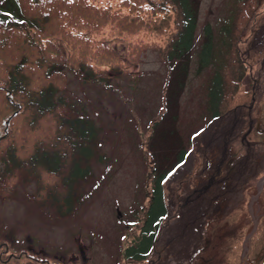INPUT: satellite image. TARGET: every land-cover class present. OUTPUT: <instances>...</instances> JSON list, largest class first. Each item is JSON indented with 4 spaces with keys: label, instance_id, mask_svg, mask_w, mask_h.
I'll return each mask as SVG.
<instances>
[{
    "label": "rangeland",
    "instance_id": "obj_1",
    "mask_svg": "<svg viewBox=\"0 0 264 264\" xmlns=\"http://www.w3.org/2000/svg\"><path fill=\"white\" fill-rule=\"evenodd\" d=\"M221 1L203 0L201 18L212 11L217 15ZM173 18L160 15L148 30L140 29L141 42L101 43V59L114 49L129 66L125 78L110 82V92L92 85L82 88L74 73L65 71L70 97L87 101L102 128L96 155L89 163L91 174L74 186L70 213H64L62 206L67 172L57 175L37 166L16 170L4 166L1 154L10 148L7 152H14L17 162L24 164L38 146L43 153L49 152L47 130L53 128L54 120L13 119L18 109L0 99V264H201L199 249L209 238L206 224L222 219L229 202L236 207L244 199L245 208L250 209L256 195L242 197L243 188L255 184L258 192L264 179V153L259 154L261 149L248 130L260 128L257 114L264 100V58L251 68L253 101L241 108L246 118L241 127H236L234 113L209 121L205 75H191L187 87L176 99L172 97L175 101L161 114V85L168 72L160 51L175 29ZM50 24L58 26L56 19L46 27ZM152 37L158 41H150ZM254 38L259 47L264 46V17ZM29 42L24 34L14 32L2 38L1 47L16 62L30 54ZM49 47L61 60L70 56L60 39L51 40ZM131 53L136 62L128 61ZM7 65L0 62V80L6 79ZM183 150L188 152L184 163L173 166ZM169 169L172 173L163 184L168 213L149 260L128 261L124 251L144 221L154 185L151 174ZM218 179L220 183L215 182ZM252 222L251 232L243 239L242 262L256 219Z\"/></svg>",
    "mask_w": 264,
    "mask_h": 264
},
{
    "label": "trees",
    "instance_id": "obj_2",
    "mask_svg": "<svg viewBox=\"0 0 264 264\" xmlns=\"http://www.w3.org/2000/svg\"><path fill=\"white\" fill-rule=\"evenodd\" d=\"M202 4L203 0H0V62L8 63L6 79L0 80V99L18 109L14 110L13 119L32 118L36 123L47 118L54 120L53 128L47 130L52 144L49 152L43 153L38 146L20 164L15 153H8L10 148H5L1 151L4 166H14L16 170L37 166L57 175L67 172L63 178L66 193L62 206L66 209L64 213H70L74 186L91 174L89 163L96 155L102 128L87 101L70 97L65 89V71H72L82 88L92 85L110 92V82L125 78L124 70L129 66L114 49L105 60L101 59V43L117 39L141 42L144 35L137 36L138 31L148 30L160 15L174 16L175 26L167 35L166 47L160 51L168 72L161 85V114L187 87L191 75L206 77V110L210 122L250 104L251 68L264 58V46L259 47L254 38L264 17V0H222L219 13H210L212 19L210 15L201 18ZM50 18L56 19L58 26L46 27ZM14 32L24 34L31 51L16 62L1 47L2 38ZM59 39L71 51L66 60L59 59L57 52L49 47L51 40ZM154 39L150 41H158ZM128 61L136 62L134 54L128 55ZM138 77V74L132 76L133 87ZM257 119L260 128L253 127L250 136L261 154L264 153V100L259 105ZM187 154L186 150L180 151L173 166L182 164ZM172 169L155 170L151 174L154 185L144 221L139 234L124 251L128 261L149 260L168 213L163 184ZM256 194L255 184L243 188L244 198ZM246 201L241 199L236 207L229 202L222 219L206 224L209 238L199 249L201 264H264V186L252 204V215L245 208ZM254 219L257 227L246 242L248 251L242 262L243 239L251 232Z\"/></svg>",
    "mask_w": 264,
    "mask_h": 264
},
{
    "label": "flooded vegetation",
    "instance_id": "obj_3",
    "mask_svg": "<svg viewBox=\"0 0 264 264\" xmlns=\"http://www.w3.org/2000/svg\"><path fill=\"white\" fill-rule=\"evenodd\" d=\"M238 111V112H237ZM230 113H234V115H236V116H238V121H237V126L236 127H241V125L242 124H244V122H245V116H244V114L242 113V111H241V108H237V109H234V110H232V111H230L229 113H227L225 116H223L222 117V119H224V118H226V116L228 115V114H230ZM253 128V127H252ZM252 128L250 127V128H248V130H249V133L251 132V130H252ZM255 143V142H254ZM217 177V175H215V178ZM212 181H213V178H212ZM215 181V180H214ZM215 182H219L220 183V180L218 179V180H216Z\"/></svg>",
    "mask_w": 264,
    "mask_h": 264
},
{
    "label": "water",
    "instance_id": "obj_4",
    "mask_svg": "<svg viewBox=\"0 0 264 264\" xmlns=\"http://www.w3.org/2000/svg\"><path fill=\"white\" fill-rule=\"evenodd\" d=\"M261 182H264V179H262Z\"/></svg>",
    "mask_w": 264,
    "mask_h": 264
}]
</instances>
